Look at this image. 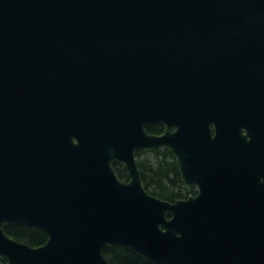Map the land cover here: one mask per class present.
Returning a JSON list of instances; mask_svg holds the SVG:
<instances>
[{"label":"water","instance_id":"95a60500","mask_svg":"<svg viewBox=\"0 0 264 264\" xmlns=\"http://www.w3.org/2000/svg\"><path fill=\"white\" fill-rule=\"evenodd\" d=\"M148 147L197 194H149ZM108 245L264 264V0H0V264H108Z\"/></svg>","mask_w":264,"mask_h":264},{"label":"trees","instance_id":"16d2710c","mask_svg":"<svg viewBox=\"0 0 264 264\" xmlns=\"http://www.w3.org/2000/svg\"><path fill=\"white\" fill-rule=\"evenodd\" d=\"M137 163L142 183L149 194L169 202L195 195L194 188H184L178 165L168 150L164 148L152 149L148 160L139 158ZM114 169L119 179H126V173L121 171L119 166H114ZM3 230L9 237L30 246L43 245L47 240L45 233L31 227L4 225ZM103 256L108 264H157L147 260L132 248L123 245H108L103 250Z\"/></svg>","mask_w":264,"mask_h":264},{"label":"flooded vegetation","instance_id":"af4514ba","mask_svg":"<svg viewBox=\"0 0 264 264\" xmlns=\"http://www.w3.org/2000/svg\"><path fill=\"white\" fill-rule=\"evenodd\" d=\"M142 129L148 135H161V134H164V132L167 130V126H166L165 123H155V124H153V123H145V124L142 125ZM174 130H176V128H173V131ZM151 150H152V148H149V147L148 148L136 149L134 151V156H135L136 162L139 160V158L140 159L144 158L145 160H148L150 158V156H151ZM174 158H175V156H174ZM175 161H176V159H175ZM113 165L114 166H119L121 171L125 172L123 170V168H122V164L116 162ZM137 167H138V163H137ZM138 170H139V168H138ZM126 175H127V173H126ZM126 179H127V176H126ZM126 179H124V180H126Z\"/></svg>","mask_w":264,"mask_h":264}]
</instances>
